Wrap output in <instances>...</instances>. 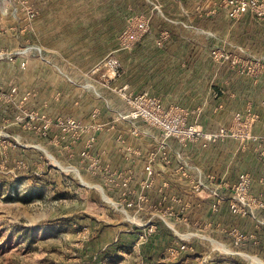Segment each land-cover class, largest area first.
<instances>
[{"label": "rangeland", "instance_id": "1", "mask_svg": "<svg viewBox=\"0 0 264 264\" xmlns=\"http://www.w3.org/2000/svg\"><path fill=\"white\" fill-rule=\"evenodd\" d=\"M225 3L0 0V264H264L257 24Z\"/></svg>", "mask_w": 264, "mask_h": 264}, {"label": "crops", "instance_id": "2", "mask_svg": "<svg viewBox=\"0 0 264 264\" xmlns=\"http://www.w3.org/2000/svg\"><path fill=\"white\" fill-rule=\"evenodd\" d=\"M251 17H253V18H251ZM231 19L234 20L233 18H231ZM241 20H242V22L243 21L245 22V25L248 22L247 25L249 23L250 24L253 23V24H257V27L254 29L253 26H251V27L248 26L247 31L244 30L245 34H243V35H245V36L242 39V42H241L242 45L240 48L244 51L245 55L247 54V56H249V57H256V59L261 60V63L264 64V18L258 17L255 13L246 12L243 14V17L241 18ZM249 63H250V66H249V72H250V70H253V66H255V64H253L251 60H249ZM249 79L253 80L252 78H249ZM257 82L256 83L258 84L259 93H261L258 101L260 100V102L263 104V102H264V69H263L262 77ZM261 119L262 120L264 119V115L262 116ZM190 148H193V150H194V153L192 155L193 158L199 157V159H198L199 161H196V162H198L200 164L203 163V162H201L200 156L198 154V152L200 151V147L197 144H194L193 147H189L187 150H189ZM210 151H211V149H210ZM206 165L212 167L210 162L206 163ZM259 176H261V175H259ZM260 182L262 184L264 183V176L260 177Z\"/></svg>", "mask_w": 264, "mask_h": 264}, {"label": "built area", "instance_id": "3", "mask_svg": "<svg viewBox=\"0 0 264 264\" xmlns=\"http://www.w3.org/2000/svg\"><path fill=\"white\" fill-rule=\"evenodd\" d=\"M225 6L228 8V15L229 17L236 19L241 17L246 12H252L255 13L258 17L264 18V0H226ZM142 26H147L146 23H142ZM148 27H145V30H147ZM213 53L216 57H225L226 59L229 58V54L222 53L220 51V54L218 51L214 50ZM249 60L252 61L255 66H253V69H257L260 72H263L264 64L261 63V60L256 59V57H253L252 59H247L246 61V68L249 69L250 63ZM237 59L232 60V64L237 63ZM188 132H193L198 134V131L196 128L190 127ZM146 170L152 174L153 168L151 165H148L146 167Z\"/></svg>", "mask_w": 264, "mask_h": 264}, {"label": "trees", "instance_id": "4", "mask_svg": "<svg viewBox=\"0 0 264 264\" xmlns=\"http://www.w3.org/2000/svg\"><path fill=\"white\" fill-rule=\"evenodd\" d=\"M112 257V256H111Z\"/></svg>", "mask_w": 264, "mask_h": 264}]
</instances>
